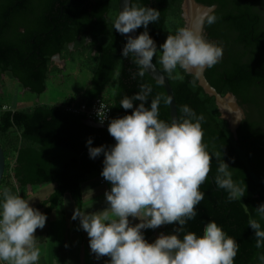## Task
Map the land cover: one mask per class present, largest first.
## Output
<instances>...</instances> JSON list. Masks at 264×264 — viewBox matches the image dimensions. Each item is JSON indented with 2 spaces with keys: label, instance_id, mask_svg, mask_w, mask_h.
I'll list each match as a JSON object with an SVG mask.
<instances>
[{
  "label": "trees",
  "instance_id": "16d2710c",
  "mask_svg": "<svg viewBox=\"0 0 264 264\" xmlns=\"http://www.w3.org/2000/svg\"><path fill=\"white\" fill-rule=\"evenodd\" d=\"M203 4H217L211 14L213 24L205 23V39L223 48V58L213 67H207L205 75L221 94L232 91L239 100H246L238 88L237 75L252 74L253 67L264 65V0H197ZM183 0H131L140 7L155 8L160 12L158 22L137 29L138 34L147 31L157 45L155 64L168 75L177 103L178 118L184 114L180 109L187 105L201 121L204 143L213 156L211 172L200 187L204 199L197 205V215L184 226L185 233L203 235L205 226L214 221L228 237L238 245L234 264H264V247L255 246V230L248 222L256 219L264 229V219L256 208L264 205V127L251 126L243 121L235 138L227 121L220 116L215 97L208 95L198 85L197 77L177 67L171 75L159 63L160 46L167 39L168 19L177 17L176 28L184 27ZM119 0H0V83L4 77L18 80L23 88L36 94L47 90V80L55 69L53 57L74 52L95 53L96 67L88 86L68 96L61 104H37L27 109H11L0 113V144L5 152L6 167L0 182V203L3 191L17 194L14 180L23 186L54 183L44 214L46 217L70 193L75 209H83L82 183L102 176L104 154L91 158V147H114L115 139L108 128L86 124L85 113L66 110L68 104H86L88 108L95 99L104 98L112 107V115L106 122L130 115L139 107L133 102L132 109H124L120 101L139 92V86H151L146 103L150 107L156 96L167 97L164 87L145 70L143 77L133 79L140 68L131 55L123 57L127 41L113 27L118 14ZM251 30L259 35L252 43ZM246 35V36H245ZM90 40V41H89ZM263 40V41H262ZM241 42L247 54H241ZM74 44V49H72ZM252 61L257 63L252 64ZM115 83L109 94L111 84ZM159 119L171 123L170 106L163 99L159 106ZM229 166L234 182L245 189L241 200L228 201L227 191L214 183L218 163L215 153ZM15 158L13 167L11 159ZM80 220L79 218L76 221ZM181 227L166 224L171 234ZM181 238L183 233L180 234Z\"/></svg>",
  "mask_w": 264,
  "mask_h": 264
},
{
  "label": "clouds",
  "instance_id": "9594fccd",
  "mask_svg": "<svg viewBox=\"0 0 264 264\" xmlns=\"http://www.w3.org/2000/svg\"><path fill=\"white\" fill-rule=\"evenodd\" d=\"M160 12L155 8L127 4L113 20L114 29L127 35L149 23L158 22ZM207 23L216 21L207 15ZM203 23V21H201ZM159 63L171 75L177 67L185 72L195 70L198 76L204 68L213 67L223 58V48L207 41L194 28L180 27L169 34L160 46ZM157 45L147 31L138 37L129 36L122 55L134 57L140 70L133 74L143 77L152 67ZM151 86L142 84L139 92L125 96L120 105L132 109L134 101L139 107L130 115L113 119L108 131L115 139L114 147H91L89 154L96 158L105 156L101 175L112 184L105 193L106 209L86 213L77 208L72 217L90 237V248L97 258L110 257V264H234L237 242L226 235L214 221L209 222L202 236L184 231L188 220L197 215V205L204 199L200 191L211 172L213 156L204 143L201 121L187 105L180 111L184 116L171 123L159 119V106L163 99L167 105L171 97L156 96L146 106ZM108 111V109H107ZM104 105L98 109L102 124L106 119ZM237 117V116H236ZM237 120H243L237 117ZM218 163L214 183L226 190L228 201L241 200L245 189L234 182L230 166L215 153ZM30 200L10 190L3 191L0 203V262L3 264H38L40 249L37 247L36 230L43 229L47 217L30 206ZM264 219V205L256 208ZM129 217L140 223L131 225ZM179 224L176 234H163L149 243L142 229H156L166 224ZM255 230V246L264 247V229L256 219H249ZM181 233L183 236L181 238Z\"/></svg>",
  "mask_w": 264,
  "mask_h": 264
},
{
  "label": "crops",
  "instance_id": "0c3cea01",
  "mask_svg": "<svg viewBox=\"0 0 264 264\" xmlns=\"http://www.w3.org/2000/svg\"><path fill=\"white\" fill-rule=\"evenodd\" d=\"M27 90L26 88L23 89L22 96L25 95ZM6 93L7 89L3 84L0 89V96H4ZM13 109L27 108L16 107ZM103 179V176L94 177L82 183V211L95 213L103 211L109 206L106 202L105 193L107 189L111 190L112 184L105 179L103 183ZM14 187L16 188V195H21L23 198L30 200V206L44 214L48 205L47 202L55 190L56 184H27L21 186L14 180ZM75 210V202L71 194L66 193L63 201L48 214L45 227L36 230L37 247L40 249L38 264H110V257L97 258L96 254L92 253L90 237L83 230L81 221L72 219ZM129 220L131 225L140 223L138 218L129 217ZM161 233L171 234L166 225L156 229H142V234L149 243L155 242ZM0 264H3V262H0Z\"/></svg>",
  "mask_w": 264,
  "mask_h": 264
},
{
  "label": "rangeland",
  "instance_id": "374dc122",
  "mask_svg": "<svg viewBox=\"0 0 264 264\" xmlns=\"http://www.w3.org/2000/svg\"><path fill=\"white\" fill-rule=\"evenodd\" d=\"M176 21L177 17H169L167 36L174 33ZM72 49H74V44ZM62 57L64 61L61 60V57L55 56L54 61L56 62H54V65L56 68L51 71L47 80V90L42 94L27 90L25 95L22 96L21 92L24 88L21 83L8 75L4 77L3 84L7 89V93L0 96V103H9L12 109L16 107L32 108L37 104H61L68 96L83 91L88 86L92 70L96 67L97 58L95 53L93 52L90 55L88 53L74 52L69 54L65 52ZM114 86L115 83L113 82L109 94L112 93Z\"/></svg>",
  "mask_w": 264,
  "mask_h": 264
},
{
  "label": "water",
  "instance_id": "95a60500",
  "mask_svg": "<svg viewBox=\"0 0 264 264\" xmlns=\"http://www.w3.org/2000/svg\"><path fill=\"white\" fill-rule=\"evenodd\" d=\"M131 3V0H119L118 4V13L120 10H123V8ZM218 5H207L203 4L201 2H198L197 0H183L182 2V17L184 18V27H190L199 30L202 35L205 38V23H206V17L209 14H212L216 9ZM203 21V23H201ZM129 36L131 37H138V31L137 29L127 35H124L126 41L128 40ZM73 45V44H72ZM71 45V46H72ZM57 57H60V54L56 55ZM207 67L203 69V71L197 76L195 70L191 72L197 77L198 85L210 96L215 97L216 104L218 105L219 111L221 112V115L223 118L227 119L230 123V130L234 134L235 138H237V130L241 123V120H237V117H245L244 110L241 107V105L238 103L236 96L230 92L226 95L221 94L207 79L205 75ZM148 74L152 76L155 80H157L165 89L167 93V97L172 98V102L169 103L170 106V116L171 121L178 118V111H177V103L175 99V94L173 91V87L170 83L169 77L166 73H164L153 61L152 67L149 69H146ZM0 89H1V83H0ZM237 116V117H236ZM83 121L86 124L97 126V127H103L108 128L106 123H99L91 118H85ZM6 167V157L4 149L2 148L0 144V182L3 178L4 172Z\"/></svg>",
  "mask_w": 264,
  "mask_h": 264
},
{
  "label": "flooded vegetation",
  "instance_id": "af4514ba",
  "mask_svg": "<svg viewBox=\"0 0 264 264\" xmlns=\"http://www.w3.org/2000/svg\"><path fill=\"white\" fill-rule=\"evenodd\" d=\"M250 33L252 35L251 37L252 43L258 44L257 40L260 38V36L254 35L255 30H251ZM249 50L250 49H247L245 44L241 42V54L245 55L247 54V51ZM248 53H250V51ZM263 56H264V53H263ZM54 58L55 56L53 57V61H54ZM61 60L63 59L61 58ZM254 63H257V61H252V64ZM251 68L253 70L252 74L240 73L239 75H237V78H236L237 82L239 83L238 88L242 94V97L246 98V100H239L237 95H235L234 92L232 91H226V93L223 95H226L232 92L236 96V99L238 103L241 105V107L243 108L244 115H245V117L242 118L243 120H241V123L245 121V122L250 123L251 126L264 127V65L263 67H260V66L253 67L252 65ZM220 116L222 117L221 112H220ZM225 120L227 121L228 127L230 129L229 121L227 119Z\"/></svg>",
  "mask_w": 264,
  "mask_h": 264
},
{
  "label": "built area",
  "instance_id": "2783aa9c",
  "mask_svg": "<svg viewBox=\"0 0 264 264\" xmlns=\"http://www.w3.org/2000/svg\"><path fill=\"white\" fill-rule=\"evenodd\" d=\"M101 104L104 105V110L105 111H107V109H108V111L106 112V119L103 122V123H106L111 118L112 107L102 97L95 99L94 102L92 103V105L90 106V108H88L86 106V104H75V103L65 105V108H66V110H68L70 112H73V113H85L88 116V118H91V119H93V120H95V121L100 123V118H99L97 112H98V109L100 108ZM11 109H12V107L9 104L0 103V113L4 112V111H9ZM10 163H11L10 166L12 168L14 163H15V158H13L10 161ZM102 182L104 183V179L102 180ZM108 191H110V190L107 189V192Z\"/></svg>",
  "mask_w": 264,
  "mask_h": 264
}]
</instances>
